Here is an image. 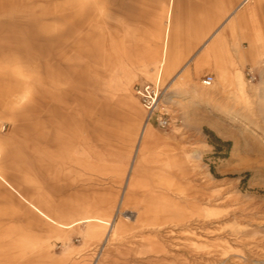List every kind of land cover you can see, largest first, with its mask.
I'll use <instances>...</instances> for the list:
<instances>
[{"label": "rangeland", "instance_id": "obj_1", "mask_svg": "<svg viewBox=\"0 0 264 264\" xmlns=\"http://www.w3.org/2000/svg\"><path fill=\"white\" fill-rule=\"evenodd\" d=\"M241 1L173 0L167 61L191 71L168 81L167 62L160 68L168 0H0V176L29 173L37 187L47 165L61 176L68 167L80 190L93 179L88 197L101 219L123 198L112 226L126 231L109 240L108 264H264V0ZM204 29L238 56L229 81L209 75V88L196 63ZM158 75L170 126L154 127L159 141L134 177L145 119L134 86ZM157 210L164 220H141ZM99 225L94 236L88 224L47 225L44 246L18 233L13 241L0 224V264L44 255L46 264L53 256L95 264Z\"/></svg>", "mask_w": 264, "mask_h": 264}, {"label": "crops", "instance_id": "obj_2", "mask_svg": "<svg viewBox=\"0 0 264 264\" xmlns=\"http://www.w3.org/2000/svg\"><path fill=\"white\" fill-rule=\"evenodd\" d=\"M243 1V0H242ZM242 1L240 5L242 4ZM249 1V0H248ZM247 1V2H248ZM246 2V3H247ZM173 8V0H168L167 4V23L163 30V49H162V57L160 60V68L167 62L166 69V79L169 81L173 79L175 76H178L180 73L182 74V78H186L191 71V68L187 70L186 62H180L177 65H171L169 61L171 57L172 61V52H167V45L169 40V28H170V19L171 12ZM249 10L246 12L240 13V17L249 14ZM253 18L255 14L252 12ZM203 23V21H202ZM232 26L230 23L229 27ZM250 30V28H249ZM248 30V33H249ZM207 29H204L201 33H203L202 38L208 39L204 43V47L198 55V60L196 63L202 64L204 73L206 75H212L214 78L222 77L229 81L230 68L234 65H238L237 55L224 54L220 49V44L222 41V36H218V32H210ZM250 34V33H249ZM211 35V36H209ZM210 48V49H209ZM242 48V46H240ZM250 51L254 49L252 43L249 44ZM239 51V47L237 48ZM175 59V58H174ZM173 59V60H174ZM194 63V64H196ZM193 64V63H192ZM187 67V68H186ZM160 71V70H159ZM226 72V76L224 73ZM179 73V74H178ZM147 131V138H144L140 144L138 143L137 138V147L135 148V153L132 158V163L130 165V173L133 172L134 177L140 173V162L144 157L145 153L152 148L151 146L158 142L159 133H157L154 127H157L155 124L150 123ZM149 134V135H148ZM147 139V140H146ZM143 141H145L143 143ZM143 143V144H142ZM147 143V144H146ZM145 145V146H144ZM144 146V147H143ZM148 150H147V149ZM137 152V153H136ZM163 157L162 155L159 158ZM176 159V158H175ZM178 160V159H177ZM175 162H179V161ZM135 163V164H134ZM161 163V162H160ZM167 162L161 164L162 166L166 165ZM178 168L181 169L182 164L177 163ZM176 164V165H177ZM62 167V166H60ZM65 170V175H60L57 173H47L45 170V176L47 178H54V180L45 179L38 182L37 187L31 184V177L29 173H23L25 177L23 178H15L11 174L5 175L2 173V178L0 177V224L2 226H6V231L8 232V237L12 238L15 241V233L17 234L18 241L30 240L31 236L34 237L35 240H38V243L45 246L46 242V230L47 225L55 230H68L62 229L58 225L52 224L45 219H43L38 213L30 208L28 205V200L31 205L36 206L40 211V213L50 217L52 220H55L61 224H88L86 231V235L94 236L98 234L99 223L88 222L85 223V219H99L102 221H110V219H101L96 217V214H100V212L96 209L93 198L88 197L89 191L92 194V188L88 187V184L91 183L93 179L89 180V176H85L82 178L83 183H86V188L79 189L78 183L79 176H75L74 173H71L68 167ZM162 167L159 168L161 170ZM179 169V171H180ZM43 174V173H42ZM51 175V176H49ZM56 176V177H53ZM22 180V181H20ZM6 181V182H5ZM129 178H127L126 183H128ZM12 188V189H11ZM70 190L69 192H67ZM34 191V192H33ZM54 196V199L53 197ZM131 197V193H130ZM122 201V202H121ZM125 202H128L125 198ZM120 203H123V198L120 199ZM79 224V225H81ZM75 225L72 228H75ZM70 228V229H72ZM106 229V227H104ZM105 236V235H104ZM104 238V237H103ZM120 237H118L119 239ZM117 241V240H115ZM114 242V241H113ZM14 247L15 244H12L11 247ZM43 246V247H44ZM110 249L107 253V259L101 261V264H108ZM52 264H80L75 261V259L69 260L68 257L65 256H53L51 257ZM7 264H31L30 256H11L9 260L6 262ZM46 256L38 257V264H46Z\"/></svg>", "mask_w": 264, "mask_h": 264}, {"label": "bare ground", "instance_id": "obj_3", "mask_svg": "<svg viewBox=\"0 0 264 264\" xmlns=\"http://www.w3.org/2000/svg\"><path fill=\"white\" fill-rule=\"evenodd\" d=\"M248 0H243L242 1V4H244V3H246ZM210 49V48H209ZM179 74V73H178ZM224 75L226 76V72L224 73ZM178 76H175L172 80L174 81L176 78H177ZM225 79V78H224ZM226 80V79H225ZM227 81V80H226ZM170 87V86H169ZM211 87V86H210ZM150 126L149 125H145V124H143L142 125V129H141V131H140V133H139V135H138V143L137 144H140V142H142V140L144 139V138H147L146 137V135H147V131H148V128H149ZM149 135V134H148ZM145 140V139H144ZM147 140V139H146ZM145 141H143V143H144ZM142 143V144H143ZM147 144V143H146ZM145 146V145H144ZM143 146V147H144ZM147 149V148H146ZM148 150V149H147ZM149 151V150H148ZM137 153V152H136ZM135 164V163H134ZM50 166H51V164H50ZM47 168H46V172L47 173H52V171H54V170H51V167H49V165H47L46 166ZM1 177V176H0ZM2 178V177H1ZM2 180L4 181V179L2 178ZM6 182V181H5ZM128 184V183H127ZM133 186V185H132ZM132 186L129 188V190H128V192L132 189ZM12 189V188H11ZM130 196V195H129ZM126 200H129V197H126ZM165 200H166V198H164V199H162L161 198V200H158V204H160V206H162L163 204H164V206H166L167 204H166V202H165ZM122 202V201H121ZM120 204H122V203H120V201H119V204H118V206L116 207V210H115V214L113 215V217L110 219V221H102V220H99V219H85V223H88V222H95V223H99V224H102L103 226H105L106 227V233H105V236H104V238H103V240H102V244H101V252H100V250H99V252H100V254H98L99 256L97 257V259H96V262H95V264H101V261L102 260H104L103 258H104V255H105V251L108 249V243H109V240L111 239V240H114L118 235H120L121 233H123V231H124V224H117L116 226H112V222H113V220H114V218L117 216V214H118V212H119V207H120ZM28 205L30 206V208L32 209V210H34L36 213H38L43 219H45L46 221H48V222H50V223H52V224H55V225H58L59 227H61L62 229H70V228H72L73 226H75V225H78V224H81V223H83V222H80V223H74V224H61V223H58V222H56L55 220H52L50 217H48V216H46V215H44V214H42V213H40L39 211V209L36 207V206H34V205H31L30 204V201H28ZM168 206V205H167ZM159 210V209H158ZM157 210V212H151L150 214H148L149 213V211H145V212H143L142 214H141V220H142V217L144 218V216L143 215H146V221H148V219H152V220H160V221H162V220H164V218L165 217H163V216H161L160 214L161 213H159V211ZM123 215V214H122ZM150 216H152V217H150ZM139 217V218H140ZM116 222H117V220H116ZM141 223H142V221H141ZM116 224V223H115ZM126 231V230H125ZM124 231V232H125ZM111 248V247H110Z\"/></svg>", "mask_w": 264, "mask_h": 264}, {"label": "built area", "instance_id": "obj_4", "mask_svg": "<svg viewBox=\"0 0 264 264\" xmlns=\"http://www.w3.org/2000/svg\"><path fill=\"white\" fill-rule=\"evenodd\" d=\"M212 84V76L206 75L201 80V85L205 88H209ZM163 91L164 88L160 84L159 75L154 83L134 86V94L145 112L144 124L149 125L153 123L158 128L166 130L170 126V117L161 106Z\"/></svg>", "mask_w": 264, "mask_h": 264}]
</instances>
